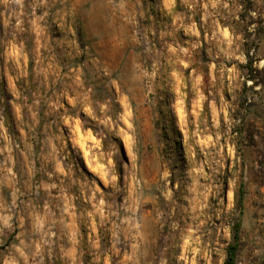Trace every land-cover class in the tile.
<instances>
[{"label":"rangeland","instance_id":"374dc122","mask_svg":"<svg viewBox=\"0 0 264 264\" xmlns=\"http://www.w3.org/2000/svg\"><path fill=\"white\" fill-rule=\"evenodd\" d=\"M0 264H264V0H0Z\"/></svg>","mask_w":264,"mask_h":264},{"label":"crops","instance_id":"0c3cea01","mask_svg":"<svg viewBox=\"0 0 264 264\" xmlns=\"http://www.w3.org/2000/svg\"><path fill=\"white\" fill-rule=\"evenodd\" d=\"M104 16L101 15L100 19H101V25L103 26L102 28L104 29V26L106 24H108L107 21H103ZM75 255H76V247L74 246V244H68L65 246V248L62 251V256H64L68 261H73L75 259Z\"/></svg>","mask_w":264,"mask_h":264},{"label":"trees","instance_id":"16d2710c","mask_svg":"<svg viewBox=\"0 0 264 264\" xmlns=\"http://www.w3.org/2000/svg\"><path fill=\"white\" fill-rule=\"evenodd\" d=\"M235 238V237H234ZM228 255L230 256V252L228 253ZM228 259H231V257H229Z\"/></svg>","mask_w":264,"mask_h":264}]
</instances>
